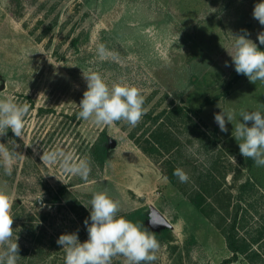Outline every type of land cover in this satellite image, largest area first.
<instances>
[{"label": "rangeland", "instance_id": "374dc122", "mask_svg": "<svg viewBox=\"0 0 264 264\" xmlns=\"http://www.w3.org/2000/svg\"><path fill=\"white\" fill-rule=\"evenodd\" d=\"M259 2L0 0V98L10 95L30 106L24 140L10 129L0 137L9 148L15 141L16 151L24 155L11 176L0 167V188L13 200L18 264H64L57 239L76 232L81 242L87 240L89 202L93 193L105 190L120 202L118 215L140 207L149 211L153 205L173 224L165 239L157 238L161 248L155 264H221L232 252L217 222L228 225L237 219L238 234L246 239L264 228V167L240 154L231 123L225 133L214 120L221 108L235 110L241 122L242 109L264 112V84L251 83L244 75L233 81L237 73L227 52L233 36L243 30L264 51L257 39L264 26L253 17ZM100 43L118 53L119 60H100ZM90 70L109 85L123 80L141 89L144 115L135 127L78 118L87 90L82 71ZM175 105L197 110V116L189 115L204 134L192 130V119L172 117L167 123L170 141L165 142L170 149L159 153L152 150L155 117ZM166 119L162 115L159 121ZM110 139L115 146L110 147ZM100 140L107 149L103 165L97 158ZM56 147L91 161L87 182L42 163L43 151ZM169 158L188 174V182H180L188 194H206L216 208L212 218L164 175L162 165ZM62 186L71 195L53 202L54 191ZM135 186L138 195L129 188ZM113 264H123V258ZM230 264L251 263L239 255Z\"/></svg>", "mask_w": 264, "mask_h": 264}, {"label": "clouds", "instance_id": "9594fccd", "mask_svg": "<svg viewBox=\"0 0 264 264\" xmlns=\"http://www.w3.org/2000/svg\"><path fill=\"white\" fill-rule=\"evenodd\" d=\"M253 17L264 26V0L255 4ZM244 34L233 36L232 50L228 52L237 74H242L251 83L264 84V51ZM259 44L264 45V32L258 33ZM100 60L118 61V53L110 51L105 44L96 47ZM227 65V62L225 64ZM87 90L79 103V119L91 121L96 125H112L126 122L135 127L144 115L145 98L138 87L123 80L109 85L98 71L83 72ZM30 111L27 103H18L14 97L0 98V137L6 136L8 130L15 137L24 140L26 116ZM222 109L214 115L221 132H227V123L233 125L232 136L238 142L240 154L254 161L257 167H264V112L261 110ZM233 121H236L233 124ZM248 122H252L249 126ZM13 147L0 143V167L4 174L11 176L15 163L24 155L16 151L19 147L12 141ZM42 163L58 165L64 174L78 176L87 182L92 172L91 161L78 158L72 152L56 147L43 151ZM181 183H187L189 176L181 168L173 172ZM90 221L85 219L88 238L81 242L78 233L61 234L56 243L64 250V264H113L115 258L122 257L123 264H155L161 248L156 234L147 230L141 223H135L118 215L120 202L111 198L107 191L92 194L90 200ZM13 200L0 188V264H18L20 258L18 237L13 239ZM88 207V206H86ZM150 223L157 224L150 213Z\"/></svg>", "mask_w": 264, "mask_h": 264}, {"label": "trees", "instance_id": "16d2710c", "mask_svg": "<svg viewBox=\"0 0 264 264\" xmlns=\"http://www.w3.org/2000/svg\"><path fill=\"white\" fill-rule=\"evenodd\" d=\"M242 74H236L233 78V81H236L241 77ZM189 112H194L193 114L195 116L198 115V111H191L187 108L183 107L182 105H175L171 107L170 109H163L160 111V113L155 117V122L157 124V127L153 131V137L155 139V144L153 145L154 151L161 152V148H165L166 150H169V146L165 144L171 136V129L168 128L167 123L171 122V120L174 117H181V120L184 119V117H188V119H192L195 132L198 134H204L201 126L189 115ZM166 115V121H159L161 116ZM173 117V118H172ZM131 137L135 140L139 148L143 150V152L149 154V149L143 147L138 140L135 139L134 134H131ZM170 141V140H169ZM102 144V140L97 142V147L101 150L100 153H98L97 158L100 161V164L103 165L106 157H107V149ZM176 168H179L178 165L175 163L174 159H165L162 165V171L164 175L168 178V180L176 185L181 191L185 192L189 199L192 201V203L195 205V207L206 217L212 218V216L216 213V208L212 205L211 202L208 201L206 194L203 191H197L194 194H188L183 186L180 184L179 179L173 175V172ZM249 183H246L242 186V188H245L248 186ZM71 195V192L66 186L59 187L56 191L53 193V202H58L64 199V196ZM121 216L127 218L128 220L135 222V223H141L144 228L147 229L146 221L149 218L148 211L144 207L137 208L133 211L120 213ZM223 220V217H222ZM216 226L221 230V232L225 235L227 246L229 247L230 251L232 252V255L226 259H224L221 264H230L233 261L238 259L239 255H244L251 264H264V228L258 230V234L254 236L252 239H246L245 237H240L237 231V219H234V221L228 225H224L223 223L217 222ZM156 234V238L159 239V236L161 239H165L170 233L171 229H164L162 230V234L159 235V232H154ZM55 242V240H52ZM257 244V247H254Z\"/></svg>", "mask_w": 264, "mask_h": 264}, {"label": "water", "instance_id": "95a60500", "mask_svg": "<svg viewBox=\"0 0 264 264\" xmlns=\"http://www.w3.org/2000/svg\"><path fill=\"white\" fill-rule=\"evenodd\" d=\"M116 141L114 139H110V147L115 146ZM150 213L152 214V217L154 221L157 223L153 225L152 223L149 222L150 220ZM148 216L149 218L146 221V226L154 232H160L164 229H172L173 224L169 221V219L156 207L153 205L149 206V211H148Z\"/></svg>", "mask_w": 264, "mask_h": 264}, {"label": "crops", "instance_id": "0c3cea01", "mask_svg": "<svg viewBox=\"0 0 264 264\" xmlns=\"http://www.w3.org/2000/svg\"><path fill=\"white\" fill-rule=\"evenodd\" d=\"M160 179L161 180H165V177L163 178V177H160ZM163 182H166V181H163ZM133 192H135V194H140V193H138L139 191H137L138 189H137V187L135 186V187H129ZM135 190V191H134Z\"/></svg>", "mask_w": 264, "mask_h": 264}]
</instances>
